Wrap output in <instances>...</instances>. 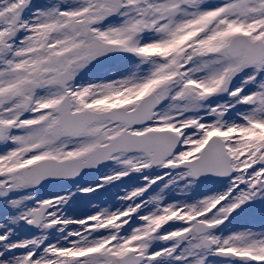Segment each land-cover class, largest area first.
I'll use <instances>...</instances> for the list:
<instances>
[{"label":"snow or ice","instance_id":"1","mask_svg":"<svg viewBox=\"0 0 264 264\" xmlns=\"http://www.w3.org/2000/svg\"><path fill=\"white\" fill-rule=\"evenodd\" d=\"M258 207L264 0H0V264H264Z\"/></svg>","mask_w":264,"mask_h":264},{"label":"rangeland","instance_id":"2","mask_svg":"<svg viewBox=\"0 0 264 264\" xmlns=\"http://www.w3.org/2000/svg\"><path fill=\"white\" fill-rule=\"evenodd\" d=\"M212 2H217V0H212ZM111 68V71L108 73L109 75H117L118 71H122L124 67L122 66L121 68L115 67V66H109ZM104 171H110V169H104ZM135 177L131 178H125L123 182H118L117 186H113L112 188H109L108 191L101 190L100 193H92L94 195H84L82 196L81 200L78 201L77 203L72 205V208L70 209V215L73 216H82L90 211H92V205L96 204L99 206H115L119 202L116 200L117 194L121 193L125 188H132L137 186L138 184L142 183V181L139 179V175L135 174ZM95 178L94 176H91L87 180L81 181L82 184H86L88 182H91ZM75 190L74 186L71 183H64L61 185H57L54 188H48L45 190H42L38 195L42 197H47L51 195L53 192H63L67 190ZM89 195V196H88ZM179 195V194H178ZM0 219H2V216H0ZM256 221V223H255ZM243 226H249L253 227L255 229H260L261 227H264V219H261V212H257L256 214L252 215V211L245 216H242L238 218L235 222L233 227L240 228ZM71 227H76L75 225ZM21 236L28 235V233L21 232Z\"/></svg>","mask_w":264,"mask_h":264},{"label":"water","instance_id":"3","mask_svg":"<svg viewBox=\"0 0 264 264\" xmlns=\"http://www.w3.org/2000/svg\"><path fill=\"white\" fill-rule=\"evenodd\" d=\"M91 170H89V172H90Z\"/></svg>","mask_w":264,"mask_h":264}]
</instances>
